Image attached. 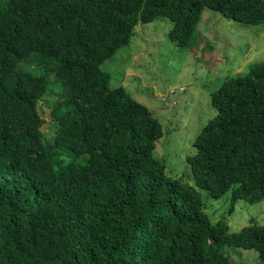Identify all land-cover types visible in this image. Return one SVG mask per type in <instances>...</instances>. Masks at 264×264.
I'll use <instances>...</instances> for the list:
<instances>
[{"label": "trees", "instance_id": "trees-1", "mask_svg": "<svg viewBox=\"0 0 264 264\" xmlns=\"http://www.w3.org/2000/svg\"><path fill=\"white\" fill-rule=\"evenodd\" d=\"M205 10L264 25V0H0V264H264V226L212 222L197 190L230 214L264 201V62L211 95L196 188L165 177L162 124L102 69L160 17L195 47Z\"/></svg>", "mask_w": 264, "mask_h": 264}, {"label": "rangeland", "instance_id": "rangeland-1", "mask_svg": "<svg viewBox=\"0 0 264 264\" xmlns=\"http://www.w3.org/2000/svg\"><path fill=\"white\" fill-rule=\"evenodd\" d=\"M173 23L164 17L139 24L129 45L123 46L102 69L111 75L112 87L123 86L136 101L146 105L162 124L164 135L154 156L165 166V177L196 188L187 158L195 155L197 136L217 110L211 95L237 74L264 62V25L246 28L222 14L205 10L193 48L179 47L169 38ZM47 124L50 108L41 106ZM48 133L49 129L44 128ZM209 219L226 220L231 232H239L252 221L264 226V201L250 205L239 201L230 214V196L216 200L197 189ZM227 247L238 253L233 264H261L257 254Z\"/></svg>", "mask_w": 264, "mask_h": 264}]
</instances>
